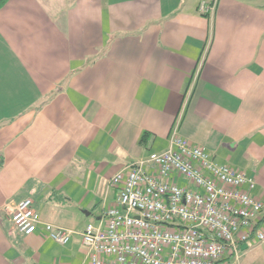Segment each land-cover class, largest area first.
Returning a JSON list of instances; mask_svg holds the SVG:
<instances>
[{"label": "crops", "instance_id": "crops-1", "mask_svg": "<svg viewBox=\"0 0 264 264\" xmlns=\"http://www.w3.org/2000/svg\"><path fill=\"white\" fill-rule=\"evenodd\" d=\"M200 1L0 9V264H87L81 233L116 204L109 179L167 149L176 125L253 177L264 202V0H217L212 20ZM26 197L45 223L75 231L68 244L16 230ZM242 249L219 264H264V242Z\"/></svg>", "mask_w": 264, "mask_h": 264}, {"label": "built area", "instance_id": "built-area-1", "mask_svg": "<svg viewBox=\"0 0 264 264\" xmlns=\"http://www.w3.org/2000/svg\"><path fill=\"white\" fill-rule=\"evenodd\" d=\"M216 1L201 0L198 13L212 20ZM109 180L118 191L116 204L81 233L87 264H216L226 255L240 258L247 242H264L256 180L218 164L183 138L178 125L167 149L150 152ZM14 207L12 223L24 236L43 230L58 245L71 241L75 231L45 223L31 198Z\"/></svg>", "mask_w": 264, "mask_h": 264}, {"label": "trees", "instance_id": "trees-1", "mask_svg": "<svg viewBox=\"0 0 264 264\" xmlns=\"http://www.w3.org/2000/svg\"><path fill=\"white\" fill-rule=\"evenodd\" d=\"M8 2V0H0V9L2 8V7H4V5L6 4ZM144 137H145V134L144 135H142V137L140 138V142H144L145 140H144ZM4 164V162H3V157L2 156H0V168H1V166ZM221 261H219V262H217L216 264H219Z\"/></svg>", "mask_w": 264, "mask_h": 264}, {"label": "bare ground", "instance_id": "bare-ground-1", "mask_svg": "<svg viewBox=\"0 0 264 264\" xmlns=\"http://www.w3.org/2000/svg\"><path fill=\"white\" fill-rule=\"evenodd\" d=\"M168 143H169V140H168ZM169 147V146H168ZM136 163V162H135Z\"/></svg>", "mask_w": 264, "mask_h": 264}, {"label": "rangeland", "instance_id": "rangeland-1", "mask_svg": "<svg viewBox=\"0 0 264 264\" xmlns=\"http://www.w3.org/2000/svg\"><path fill=\"white\" fill-rule=\"evenodd\" d=\"M94 221V220H93Z\"/></svg>", "mask_w": 264, "mask_h": 264}]
</instances>
